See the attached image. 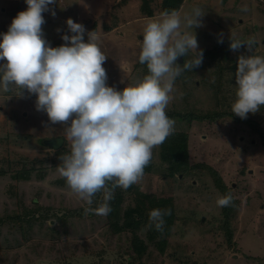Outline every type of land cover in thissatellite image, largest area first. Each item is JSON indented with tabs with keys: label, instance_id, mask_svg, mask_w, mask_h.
Wrapping results in <instances>:
<instances>
[{
	"label": "rangeland",
	"instance_id": "374dc122",
	"mask_svg": "<svg viewBox=\"0 0 264 264\" xmlns=\"http://www.w3.org/2000/svg\"><path fill=\"white\" fill-rule=\"evenodd\" d=\"M141 3L142 0H128L125 4L120 0H57L49 5L55 10V16L51 11L43 13L44 38L52 47L62 45L64 41L61 37L72 35L66 23L69 18L84 25L85 42L87 32L96 30L101 34L100 47L108 56L103 65L108 75L107 85L122 91L128 83L133 84L148 74L146 65L138 61L143 28L149 19L159 15L144 17ZM151 6L155 7L156 3L152 2ZM197 6L206 13L202 18L203 27L194 29L198 50H203V62L200 67L184 71L177 78V98L169 104L167 114L203 117L225 114L212 120L175 122L174 130L188 135L193 163L207 162L232 183V192L241 206L234 223L239 251H230L225 243L222 245L218 233L214 232L218 226L214 218H218L220 213L216 201L221 195L211 181L205 179V184L194 176L192 181L197 180L194 181L197 190L194 188L191 191L188 186L191 183L180 180L175 182L172 192L166 180L153 178L152 181H144L143 177L139 182L140 190L163 193L164 196L173 194L177 214L165 254L149 246L144 261L149 264H264V147L259 136L247 124L235 122L236 115L231 110L237 87V68H231L232 64L238 66L240 55L264 56V0H186L181 14L191 12ZM245 6L247 12L242 11ZM27 7L25 0H0V40L17 14L27 10ZM230 37L241 41L252 38L256 43L251 52L246 44L234 52L230 49ZM220 39L223 43L218 42ZM221 48L228 51L224 59L219 58ZM192 56L193 53H190L185 60ZM2 63L4 61H0ZM3 92L1 89L0 170L5 174H0L3 186L0 189V216L5 209L19 212V204L14 203L8 191L13 181L15 190L22 194L27 204L31 205L32 199H36L40 208H54L47 213H52V216L43 230L51 226L60 229L61 234L45 240L43 230L37 227V217L31 222L36 228L30 231L27 235L30 240L25 242L19 231L1 226L0 264H24L27 259L36 264H58L59 261L66 264H131L127 255L131 238L129 231L111 232L110 226L105 224L106 219L98 215V219L68 217V227L63 226L61 216L67 211L85 207L69 191L56 168L61 161L56 158L55 152L64 148V154L70 153V143L64 138L65 126L51 124L46 112L36 110L37 97L26 90L22 96L17 91L10 94L9 102H5ZM178 93L183 95L178 96ZM246 119L254 121L264 132V106L255 114L249 113ZM13 130L15 134H35V139L31 142L14 137L11 140L10 137L4 138ZM53 138H63V146L55 149L42 143L44 139ZM21 157L48 158V162L50 158L51 161L42 178L34 175L28 181L15 182L10 173L23 169L24 160ZM25 163L26 168L31 167L27 161ZM243 169L244 174H240ZM99 197L98 203H102V195L99 194ZM133 201V193L127 195L122 209ZM37 205L32 204V208L36 209ZM32 208L33 217L35 214L39 216ZM147 229L144 226L139 235L144 237ZM33 241L43 242L39 251H34ZM34 252H38L36 257L32 256ZM131 252L134 254L133 250Z\"/></svg>",
	"mask_w": 264,
	"mask_h": 264
},
{
	"label": "clouds",
	"instance_id": "9594fccd",
	"mask_svg": "<svg viewBox=\"0 0 264 264\" xmlns=\"http://www.w3.org/2000/svg\"><path fill=\"white\" fill-rule=\"evenodd\" d=\"M25 2L27 10L17 14L0 40V61H4L0 64V89L9 92L14 86L20 89V96L24 90L35 95L36 110L46 112L51 124L65 126L70 153L59 157L57 171L85 205L84 215H107L115 189L127 190L138 184L151 163L153 149L174 132L175 121L167 109L177 98V78L203 62L194 29L203 27L206 13L197 6L183 15L172 9L149 19L138 56L148 74L121 91L107 85L103 65L108 56L100 47V33L87 32L85 42L84 25L69 18L66 23L72 35L64 34V43L52 47L44 38L43 13L51 11L55 16L49 5L57 0ZM242 11L247 12V6ZM230 39L234 52L245 44L251 52L256 43L252 38ZM190 53L192 58L181 67L178 59ZM235 77L236 99L231 110L246 119L264 106V56L240 55ZM97 194L103 202L93 208ZM232 203L231 194L216 201L220 208ZM166 215H171V209L149 212V221L157 231L163 230Z\"/></svg>",
	"mask_w": 264,
	"mask_h": 264
},
{
	"label": "trees",
	"instance_id": "16d2710c",
	"mask_svg": "<svg viewBox=\"0 0 264 264\" xmlns=\"http://www.w3.org/2000/svg\"><path fill=\"white\" fill-rule=\"evenodd\" d=\"M127 1L128 0H120V2L124 4L127 3ZM152 2L156 3L155 7L151 6ZM185 2L186 0H142L141 11L145 15L144 17L153 18L156 17V15H160V13L164 10H181V7ZM262 8L264 11V6ZM220 50L221 51L219 58L224 59L228 54V51L225 48H221ZM184 62V56L182 57V62H180L179 59L177 61V63L180 64L181 67ZM231 68H237V65L232 64ZM15 91L20 92V89L11 86V91L3 92L5 102L9 100V96H11L10 94ZM167 115L175 122H182L191 119L203 120L204 118L212 120L214 118L217 119L221 115L225 114H221L220 116L214 115L206 117L198 116L196 114L184 115L180 113H168ZM229 116L233 118L232 115ZM234 117L236 123L247 124L249 128L252 129L253 133L259 136L260 144H262L264 147V132L259 128L260 126L250 119H241L236 116ZM8 137H10V140L12 137H14V139H26L32 142L35 139V134H15L13 130L11 135L4 138ZM48 140L49 139H44L42 143L45 146L49 147V145L46 144V141ZM188 141L189 138L187 134L174 130L172 135H170L162 145L154 148L151 163L145 168L144 171V181H152L153 178H162L163 180L167 181L169 191L173 192L174 186L176 185L175 182L182 180L191 183L190 185H188L190 186L189 189L191 191H194V188H196L197 190V185H194V181L197 180L194 179V181H192V177L198 176L203 181V183H205V179L211 181L216 190L220 193L221 197L227 194H231L233 197L232 205L224 208L218 207V212H220L219 216L218 218H214V221L218 223V226L217 231L215 230L214 232L218 233V238L221 239L222 245L223 243H225L226 247L230 251L238 252V243L236 242L237 230L236 228H234V223L241 212V206L239 200L234 196L232 192L233 185L232 183L230 184L227 181L226 177H224L221 171L216 170L207 162L193 163L190 156ZM63 143L61 146H63ZM63 152L64 148H61L60 151L57 150L55 152L56 158L59 159L60 156L64 155ZM156 157L157 159H155ZM21 159L24 160L23 169L10 173L12 179L15 182L28 181L34 175L42 178L47 172L49 168V162L51 161L50 158L48 162V158L39 157H21ZM25 161H27L31 167L26 168L27 165ZM244 172L245 169H243L240 174H244ZM0 174H5V172H2V170H0ZM140 186L141 185L138 183L132 185L127 190L116 188L115 190L119 189L118 192L115 193L113 198L109 201L111 211L107 215H98L100 218L106 219L105 224L110 226L111 232H130L131 238L129 239L128 243L129 246L127 255L129 256L128 259H131V264H149L144 261V255L146 256L149 250V246H154L160 254H165L168 247V241L171 237L172 230L175 226L177 218L176 203L173 194L170 196H164L163 193L157 194L155 192H142L140 190ZM2 187V183L0 182V189H3ZM15 189L16 185H14L12 181L10 189L8 191L13 196L14 203L16 201V203L19 204V212H16L12 209H5L3 211V214L0 216V227L8 226L9 230L14 229L19 231L23 236V241L25 242L30 240L27 237L30 231L36 228V226L34 228L33 223H31L32 219L37 217L39 219L37 227L43 230L46 221L49 219V217L52 216V213H47L52 212L54 208H40L37 205L36 199H32L31 202L32 204L35 203L39 208H32V204H27V201H25V199L22 197V194ZM131 193H133L134 201L132 204L130 203L126 205L125 209L123 210L122 203L124 202V198L127 197V195H131ZM99 200L100 197L99 194H97V196L94 198V203L92 204L93 206L91 207H98L100 204L98 203ZM31 208L35 209V212L39 213V216L35 214L33 217ZM153 209H171V215L164 216V226L162 231H157L154 225H152L149 221V212ZM74 211L75 210L67 211L63 216L60 217L63 226L68 227V217L72 216L78 217V219H85L86 217H95L98 219V216L96 214H89L87 216L84 215V207L77 209L75 212ZM144 226H147L148 229L144 233V237H142L139 235V232L142 231ZM43 234L46 240L60 236L61 232L60 229H55L54 227L48 226L45 230H43ZM40 243L42 244L43 242H32L34 251H39V248L41 247ZM131 250H133L134 254H132ZM37 253L38 252H34L32 256L34 255L36 257ZM24 264L36 263L32 261V259H27ZM58 264L66 263L59 261Z\"/></svg>",
	"mask_w": 264,
	"mask_h": 264
},
{
	"label": "water",
	"instance_id": "95a60500",
	"mask_svg": "<svg viewBox=\"0 0 264 264\" xmlns=\"http://www.w3.org/2000/svg\"><path fill=\"white\" fill-rule=\"evenodd\" d=\"M179 61L182 62V57L179 58ZM63 143V139L62 138H55V139H51L46 141V144L57 149L59 147H61Z\"/></svg>",
	"mask_w": 264,
	"mask_h": 264
}]
</instances>
